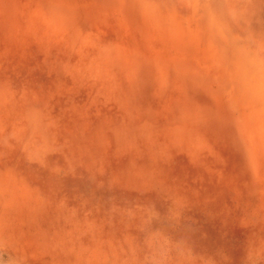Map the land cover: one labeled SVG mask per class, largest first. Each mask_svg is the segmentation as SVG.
Wrapping results in <instances>:
<instances>
[{
  "label": "rangeland",
  "instance_id": "374dc122",
  "mask_svg": "<svg viewBox=\"0 0 264 264\" xmlns=\"http://www.w3.org/2000/svg\"><path fill=\"white\" fill-rule=\"evenodd\" d=\"M226 1L237 55L221 18L0 0V264H264V0Z\"/></svg>",
  "mask_w": 264,
  "mask_h": 264
},
{
  "label": "bare ground",
  "instance_id": "6f19581e",
  "mask_svg": "<svg viewBox=\"0 0 264 264\" xmlns=\"http://www.w3.org/2000/svg\"><path fill=\"white\" fill-rule=\"evenodd\" d=\"M133 1V4L134 6L138 7V10H145L147 12V14L149 13H152V15H155L153 14L154 12H156V15L158 16V20L159 21H162L165 23V28H168L169 30H172L174 27H176L175 29H177L178 27H181V28H185V27H190L191 25V21L193 19H196V21H198L197 25L201 24V23H204V22H208V25L209 26H212V27H219L218 26V23L220 22V18H221V21L223 22L224 26L222 28V36L225 37L224 40H228L229 42L232 43L233 45V49H235L234 53L237 55V53L239 54L240 53V46L241 44H239V41L240 40H237V35L235 36V34L232 32V30L228 29L227 25L226 24V21L220 16V14H218L217 12H215V10L217 9L215 6V10L212 8V2L210 0V2L208 1H204V0H188V9H187V12L186 14L184 15V17L178 19V18H175V16L178 15L180 16H183L182 12L180 13V10L177 8V2L179 0H173L174 2L171 3L172 6H169V8L171 7H174V11H172L171 9L170 12L173 13V14H170V13H166L165 11H163V14H160L161 10H163V8L159 5H157V8L153 7L155 6L153 4V1H156V0H132ZM217 1V0H216ZM219 1V0H218ZM231 1V2H230ZM250 2V1H253V0H227L226 2H230L229 4H240V3H244V2ZM206 2V3H205ZM260 2V1H258ZM216 3V2H215ZM159 4H161V0L159 2ZM207 4V5H206ZM226 4V3H225ZM130 5V4H129ZM220 5V4H219ZM158 6L161 8V10H159ZM229 6V5H228ZM231 6V5H230ZM230 9V8H229ZM231 10V9H230ZM244 12V11H243ZM222 14V13H221ZM248 14V13H247ZM155 15V16H156ZM244 15V14H243ZM156 16V17H157ZM235 14L234 12L232 11L231 13H227V18L230 20L229 23H232V26L234 27L235 25V28H236V25L238 24L237 21L232 18L234 17ZM196 17V18H195ZM249 18V17H248ZM176 19V20H175ZM240 19V18H239ZM259 19V18H258ZM263 19V18H261ZM248 20V19H247ZM245 20V21H247ZM254 21V20H253ZM264 22V21H263ZM161 23V22H160ZM243 23V22H242ZM262 23V22H261ZM170 24V25H169ZM226 24V25H225ZM234 24V25H233ZM169 25V26H167ZM185 26V27H184ZM229 26V25H228ZM230 27V26H229ZM238 30V28H237ZM258 30V29H257ZM242 40V39H241ZM221 41V40H220ZM200 42V41H199ZM251 46V44H249ZM220 49V48H219ZM217 51V50H216ZM222 51V50H221ZM218 52V51H217ZM216 52V53H217ZM223 53V52H222ZM227 54V53H226ZM218 55V54H217ZM229 55V54H228ZM242 56L243 58H246V59H251L252 57L256 58V54L254 53V49H252L251 47H247L246 48V51H242ZM229 57V56H228ZM257 59V58H256ZM219 62V61H218ZM223 62V61H222ZM197 67V66H196ZM192 68V67H191ZM195 68V67H194ZM217 69V68H216ZM261 79V77H259ZM218 86V85H217ZM216 86V87H217ZM255 87V86H254ZM260 88V86H257ZM217 91V90H215ZM219 91V90H218ZM221 91V90H220ZM263 92L264 91V88H261L259 89V92ZM251 98V97H250ZM262 156V155H261ZM157 160V159H156ZM152 165V164H151ZM79 173V172H78ZM76 174V173H75ZM99 176V175H98ZM101 177V176H100ZM105 179V178H104ZM57 191V190H56ZM78 194V193H77ZM26 197V196H24ZM103 203V202H102ZM92 204V203H91ZM110 206V205H109ZM55 216V215H54ZM90 216V215H89ZM105 216V215H104ZM77 217V216H76ZM84 217V216H83ZM78 218V217H77ZM90 218V217H89ZM93 218V217H91ZM60 219V218H59ZM63 220V219H62ZM38 221V220H37ZM79 221V220H78ZM76 222V221H75ZM85 222V221H84ZM129 224V223H128ZM127 225V224H126ZM60 226V225H59ZM127 231V230H126ZM125 231V232H126ZM2 235V234H1ZM3 238V237H2Z\"/></svg>",
  "mask_w": 264,
  "mask_h": 264
}]
</instances>
